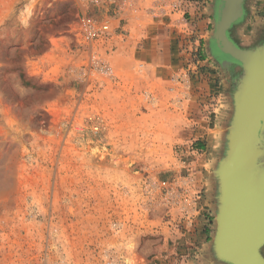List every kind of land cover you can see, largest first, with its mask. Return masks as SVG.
<instances>
[{"label":"rangeland","instance_id":"374dc122","mask_svg":"<svg viewBox=\"0 0 264 264\" xmlns=\"http://www.w3.org/2000/svg\"><path fill=\"white\" fill-rule=\"evenodd\" d=\"M151 5L0 0V264H221L211 250L212 170L241 70L224 71L208 45L224 108L204 182L190 181L199 203L185 215L166 193L194 178L186 151L199 141L172 133L184 96L139 59ZM244 7L230 39L264 44V0ZM83 16L110 17L114 33L82 46L74 28ZM92 55L110 77L92 68Z\"/></svg>","mask_w":264,"mask_h":264},{"label":"water","instance_id":"95a60500","mask_svg":"<svg viewBox=\"0 0 264 264\" xmlns=\"http://www.w3.org/2000/svg\"><path fill=\"white\" fill-rule=\"evenodd\" d=\"M243 15L244 0H217L211 33L216 57H226L221 64L241 68L231 93L224 152L215 165L222 190L215 198L211 250L221 264H264V93L261 100L258 95L259 89L264 92V44L241 48L230 39ZM241 207L246 210L237 216Z\"/></svg>","mask_w":264,"mask_h":264},{"label":"crops","instance_id":"0c3cea01","mask_svg":"<svg viewBox=\"0 0 264 264\" xmlns=\"http://www.w3.org/2000/svg\"><path fill=\"white\" fill-rule=\"evenodd\" d=\"M173 2L178 9L172 8ZM149 4L153 6L152 23L145 26L138 40L139 59L172 92H182L183 111L175 119L172 133L191 134L192 144L199 141L186 151V162L194 176L190 181L203 183L208 158L217 147L214 134H220L218 124L224 108L217 97L216 69L205 56L216 0H149ZM198 52L200 60L196 59Z\"/></svg>","mask_w":264,"mask_h":264},{"label":"built area","instance_id":"2783aa9c","mask_svg":"<svg viewBox=\"0 0 264 264\" xmlns=\"http://www.w3.org/2000/svg\"><path fill=\"white\" fill-rule=\"evenodd\" d=\"M93 6L106 7L112 5L115 0H86ZM172 8L178 9L177 3L173 2ZM110 18V17H109ZM107 17L104 21H96L89 17L83 16L79 18L77 27L74 28L75 35L78 39L79 44L86 47H92L96 42L109 38L114 33L111 23ZM91 57V66L97 73L103 76L110 77L112 74L111 69L100 61ZM190 180L181 179L177 184L182 190L176 192L166 193V199L170 203L176 206L185 215L190 214L194 211V208L199 203V197L196 192L191 188ZM169 198V199H168Z\"/></svg>","mask_w":264,"mask_h":264},{"label":"bare ground","instance_id":"6f19581e","mask_svg":"<svg viewBox=\"0 0 264 264\" xmlns=\"http://www.w3.org/2000/svg\"><path fill=\"white\" fill-rule=\"evenodd\" d=\"M216 5H217V0H216V4H215V10H216ZM215 10H214V12H215ZM214 17H215V14H214ZM215 19V18H214ZM220 33H222V30H220L219 31ZM209 48H210V51H211V53H212V55H213V57L214 58H216V56H217V51H216V48H215V46L213 45V41H211V36H210V38H209ZM224 58H226V57H224L223 55H221L220 57H218L217 58V60H218V63L220 64V66H221V68L222 69H224V70H229V69H232L233 67V64L231 65V66H228L227 64H221V62L224 60ZM237 65V64H236ZM238 66V65H237ZM239 68V67H238ZM240 70H241V68H240ZM259 77H257V79H258ZM259 84H261V82H260V79H258V81H257V83H256V85L258 86ZM263 90H261V93H260V89L258 90V95H259V99L262 97V95H263ZM261 100V99H260ZM258 101V100H257ZM231 117V116H230ZM230 120V119H229ZM214 169V171L212 170V178H216V184H215V187H216V189H217V194H216V199H217V197H218V194L220 195V193H219V191H221L222 190V187H221V183H220V178H221V174H219L220 173V169H218L217 171H216V169L215 168H213ZM241 203V202H240ZM246 209H245V207H241L240 209H239V211H237V216H239L240 215V213L242 214V212H244ZM218 219H222V218H219L218 217ZM238 231V230H237ZM239 232V231H238ZM236 234V233H235ZM216 246H218V241L216 240ZM129 264V263H128ZM213 264V263H212ZM222 264H224V263H222Z\"/></svg>","mask_w":264,"mask_h":264},{"label":"trees","instance_id":"16d2710c","mask_svg":"<svg viewBox=\"0 0 264 264\" xmlns=\"http://www.w3.org/2000/svg\"><path fill=\"white\" fill-rule=\"evenodd\" d=\"M196 54H197V53H196ZM196 59L200 60V59H201V57H200V56H197V57H196Z\"/></svg>","mask_w":264,"mask_h":264}]
</instances>
